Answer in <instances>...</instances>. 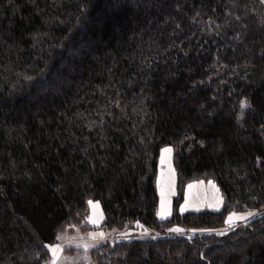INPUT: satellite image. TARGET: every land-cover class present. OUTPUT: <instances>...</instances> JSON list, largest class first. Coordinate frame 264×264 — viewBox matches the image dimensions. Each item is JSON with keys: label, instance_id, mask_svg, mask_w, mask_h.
Instances as JSON below:
<instances>
[{"label": "trees", "instance_id": "16d2710c", "mask_svg": "<svg viewBox=\"0 0 264 264\" xmlns=\"http://www.w3.org/2000/svg\"><path fill=\"white\" fill-rule=\"evenodd\" d=\"M166 146L178 186L211 178L219 210L157 218ZM89 201L131 231L92 264H264L259 0H0V264H48Z\"/></svg>", "mask_w": 264, "mask_h": 264}, {"label": "rangeland", "instance_id": "374dc122", "mask_svg": "<svg viewBox=\"0 0 264 264\" xmlns=\"http://www.w3.org/2000/svg\"><path fill=\"white\" fill-rule=\"evenodd\" d=\"M264 6V0H259ZM171 149L170 152L164 151ZM173 149L164 147L161 149L158 158V168L155 176V186L158 196V206L156 215L159 220H165L170 217L171 213L177 212H198L202 210L217 211L223 204V195L215 182L209 177H196L186 182L181 188L177 184V171L173 160ZM191 186V187H190ZM93 204H97L94 203ZM183 206V211H182ZM163 213V218L158 215ZM237 215H246L249 212H234ZM256 215L249 217L247 220H237L232 226L226 224L227 230H232L238 225H245L247 222L258 217ZM232 214V213H231ZM89 218L95 220L96 223H90ZM103 214L101 208H92L88 203V212H86L83 223L77 227L71 224L62 228L56 238V241L48 246H59L61 251L57 253L56 264H65V259H71L72 264H92L90 260V252L97 245L110 240L108 234H114L117 230L109 233L102 226ZM124 232L111 240L115 241L120 238H126L131 231ZM224 232V231H223ZM103 234L101 236L100 234ZM91 234V235H90ZM87 248V250H86ZM49 250V248H48ZM50 253V251H49ZM53 256L50 253L51 264ZM66 262V261H65Z\"/></svg>", "mask_w": 264, "mask_h": 264}, {"label": "snow or ice", "instance_id": "6c2138e0", "mask_svg": "<svg viewBox=\"0 0 264 264\" xmlns=\"http://www.w3.org/2000/svg\"><path fill=\"white\" fill-rule=\"evenodd\" d=\"M248 106H249V105H247L246 103L241 102V107H242V108H244V107H248ZM164 151L170 152L171 149H165ZM190 187H191V186H190ZM88 203H89V206L92 207V208H96V207H98V203H97V204H93L92 201H89ZM183 210H184V209H183V206H182V211H183ZM158 215H160L162 218H163V216H164L163 213H158ZM254 215H256V213L249 212V213H247L246 215H237L236 213H232V214H230V215L226 218L225 223H226L227 225H229V226H232L237 220H247L249 217H252V216H254ZM89 222H90V223H93V224L96 223V221H95V220H92L91 218H89ZM137 226H139V227H143L142 225H139V224H137ZM147 231H148L147 229H144V233H145V234H147ZM169 231H171V232H182L183 230H182V229H179V228H172V229H169ZM192 231L195 232L196 230H192ZM201 231H206V230H201ZM90 235H91V234H90ZM100 235L103 236L102 233H101ZM59 238H60V237H57V239H59ZM46 247L49 248V251H50V253H51L52 256H53V260H52L51 264H56L57 253H58L59 251H61V249L59 248V246H46ZM86 250H87V248H86Z\"/></svg>", "mask_w": 264, "mask_h": 264}, {"label": "clouds", "instance_id": "9594fccd", "mask_svg": "<svg viewBox=\"0 0 264 264\" xmlns=\"http://www.w3.org/2000/svg\"><path fill=\"white\" fill-rule=\"evenodd\" d=\"M242 102H244V103H246V104H247V102H246V101H242ZM241 115H242V113H241Z\"/></svg>", "mask_w": 264, "mask_h": 264}, {"label": "crops", "instance_id": "0c3cea01", "mask_svg": "<svg viewBox=\"0 0 264 264\" xmlns=\"http://www.w3.org/2000/svg\"><path fill=\"white\" fill-rule=\"evenodd\" d=\"M99 205V204H98ZM99 208H100V206H99Z\"/></svg>", "mask_w": 264, "mask_h": 264}]
</instances>
